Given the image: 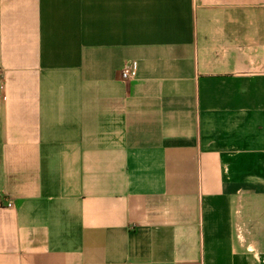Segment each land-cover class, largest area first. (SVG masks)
<instances>
[{
  "label": "crops",
  "instance_id": "1",
  "mask_svg": "<svg viewBox=\"0 0 264 264\" xmlns=\"http://www.w3.org/2000/svg\"><path fill=\"white\" fill-rule=\"evenodd\" d=\"M0 264H264V0H0Z\"/></svg>",
  "mask_w": 264,
  "mask_h": 264
},
{
  "label": "built area",
  "instance_id": "2",
  "mask_svg": "<svg viewBox=\"0 0 264 264\" xmlns=\"http://www.w3.org/2000/svg\"><path fill=\"white\" fill-rule=\"evenodd\" d=\"M136 66L137 65H136L135 61H130V62L125 63L124 67L121 70V77L124 81L135 76ZM11 205H12V203L9 201L7 203V206L10 207Z\"/></svg>",
  "mask_w": 264,
  "mask_h": 264
}]
</instances>
